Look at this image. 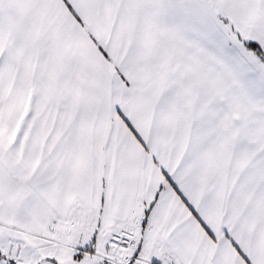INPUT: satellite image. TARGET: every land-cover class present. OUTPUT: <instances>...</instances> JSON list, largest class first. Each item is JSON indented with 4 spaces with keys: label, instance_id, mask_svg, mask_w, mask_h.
I'll list each match as a JSON object with an SVG mask.
<instances>
[{
    "label": "snow or ice",
    "instance_id": "1",
    "mask_svg": "<svg viewBox=\"0 0 264 264\" xmlns=\"http://www.w3.org/2000/svg\"><path fill=\"white\" fill-rule=\"evenodd\" d=\"M0 264H264V0H0Z\"/></svg>",
    "mask_w": 264,
    "mask_h": 264
}]
</instances>
